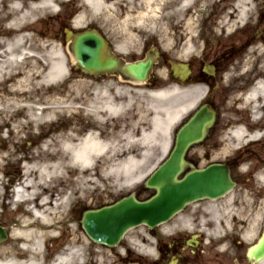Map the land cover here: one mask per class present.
<instances>
[{
	"label": "rangeland",
	"instance_id": "obj_1",
	"mask_svg": "<svg viewBox=\"0 0 264 264\" xmlns=\"http://www.w3.org/2000/svg\"><path fill=\"white\" fill-rule=\"evenodd\" d=\"M259 1L261 0H244V6L246 7L244 17L246 19L253 17ZM136 2L141 1L134 0V2L131 3V10H128L127 12L130 14L128 16L126 15L125 18H121L122 16L118 10L119 6L117 7L118 4H113L107 12V15L103 16L94 13L86 0H68L65 3L57 2L55 7L58 9V11H56L58 13H56L52 7L53 11L46 10L39 16V21L36 23L38 35L35 34V41L37 43L35 45V50H31L30 41L27 39L28 41L24 44L25 60L22 63L21 69L28 70L32 65H37L38 63L41 65V81V78L45 79V73L49 65L56 59L58 56L57 54H59L64 57L66 64H68V77L66 80H58L53 87L47 86L38 92L32 91L24 94L21 101L24 110L20 114L18 110H15L18 113L10 111L5 113L10 116L14 115L13 118L19 123H24L26 120L25 116L27 115H30L31 117L39 115L46 116L47 112L45 111L51 105L48 103L47 98L55 91L54 89H57V92L55 91L57 97L64 99L67 97H79V101L72 102V99H69L66 103L61 104V106L69 105V107L64 108L62 111L60 110L62 107L58 108V112L50 117L48 123L41 127H34V129L32 125L29 129H23L20 133L21 139L16 140L17 142L9 141V135L11 133L10 128L20 130L24 125H19L18 127H15V125L10 127L8 125V128L3 129L1 128L2 125H0V225L3 226L9 234L7 240L0 243V253H5L7 251L6 255L12 253L13 255L18 256L19 260H23L24 256L21 251L22 244L13 241L12 232L16 226H25L29 224L30 221H35L30 215L22 216L23 213L25 214L32 209V207L29 204L27 205L26 202L7 204L13 199L14 186H17L16 182H19L21 177L26 175L25 166L32 163L33 158L45 148L47 142H54L55 145H58L57 139L55 136L53 137V135L57 133V130L59 131L64 127H67V129L76 127L78 134H83L86 127L92 123L93 117L88 116L87 105L84 103L83 99L78 96V92H69V87L73 86L77 88L82 86V92H80L82 97L95 95L96 93L100 94L103 89H106L109 94L113 96L119 95L120 98L123 99H126L129 95L134 100H140L141 104L145 101L144 107L147 111L149 110V104L146 102V98L142 93L143 91L137 88L140 86L142 87L143 84L141 85L140 83H134L132 81H124L116 78V76L112 77L105 75L100 78H93L89 75L83 74V72L75 68V58L64 35L65 29H71V27L61 26V19L67 18V15L74 10L77 13L75 21L81 23L78 25L75 22L76 28L96 27L103 33L107 34L113 41L119 37V33H121L122 30L125 33L128 28L131 29L129 27L130 24L137 23L138 25L141 24L143 26H148L147 33L151 34V40L154 46L164 52L167 58L175 61L180 59L182 44L180 42L179 24L181 18L178 16V13L181 9H178L177 5L181 8L182 3L179 0H160L157 2H150L149 9H146V2ZM168 7H172L174 11H167ZM237 7V5L236 7H231V5H229V11L232 10L231 12L237 13ZM147 14L150 15L147 16ZM152 17H154V21ZM125 35L128 37L132 35L129 43H136L135 33H125ZM5 41H7V38L0 36V43H4ZM32 48H34V46H32ZM195 50L198 51L199 47L195 46ZM142 55L143 53L137 48L136 51L132 52L131 57L138 58L142 57ZM35 56L37 62L31 60ZM0 58L2 60L1 62L5 59L2 56ZM17 61L19 63V60ZM169 71V67H167L162 58H160L152 70L153 78L157 79V82L153 85L154 89L165 88L171 84L168 79ZM28 85L29 87L32 86V84ZM180 87L181 86H179V89L188 90L186 95L195 103V108L199 104L201 96L206 92L205 88H201L199 91L198 88L192 86H188L185 89ZM251 91L252 90L241 99L239 108H236L237 112H232L230 115L224 116L226 121H228L229 118L230 120L228 128L224 131V134L228 135V144H223V155L228 149L230 151H237L241 148L240 146H242V148L248 146L246 144H249V152L251 154H254L255 152L256 156L259 148L264 150V144L261 143L264 141V102L258 100V108L255 109L254 103L248 99ZM146 94L148 95V93ZM236 97L237 95L233 96V98ZM233 98H231L227 104H231ZM28 108L31 109L30 112L28 111ZM195 108L191 112H193ZM65 110L67 111L64 112ZM0 112V117L5 115L3 110L0 109ZM191 112L188 113L183 120H185ZM183 120L175 129H173L170 138L169 151L164 154V156L162 153H159L148 161L145 169V175L149 173L148 177L159 166V164L168 157L174 144L176 130ZM238 127H243L245 129L243 137L236 138L232 134V130ZM51 137L53 138L51 139ZM217 154H214L213 159L223 158L218 157ZM24 157L28 158L24 159ZM255 161L256 160L252 159L249 161L246 160L241 166L239 172L242 173L241 179L248 176L246 175L247 172H252L253 176H251V178L253 182L262 186L264 184L263 155L260 156V160L258 161L260 164H256ZM199 163L204 166L206 161L201 160ZM102 167V161L97 160L93 166L86 169V174H91L90 176L94 178L91 182H96L97 186H99L98 188H95V185H91L89 182L81 187L80 184H76L77 176L72 175V173H68L67 178H63L57 183V188H63V191H61L60 194H56V196L51 199V202L54 204L63 202L64 204L61 205L60 208L55 209L53 214L63 212L65 214V220L61 215L63 219L51 222V224L54 225L53 230L55 237L45 240L42 249L44 250L43 254L42 256L35 257L36 262H39L40 264H52L57 254H61V256L67 255L72 247H80L79 260H82V264H113V252L105 249L98 243L92 242L85 234L80 223L84 210L88 208H98L113 203L130 193H135L139 198L144 199L149 197L153 191L144 187L146 180L143 181V179L140 181L136 179L131 186L115 188V185L111 184L112 181H104L102 177L97 175ZM86 174L85 176L90 178ZM236 189L241 190V188ZM240 190H233L230 194L219 200H200L192 203L180 214L175 216L169 223L156 227L155 232L160 234L163 230L169 231L181 227L189 228L193 231L191 227L194 225V230L204 231L207 238L216 236V234L221 232V225L225 224L224 220H228L231 216L237 217L238 215H245L248 210L247 207L251 205V202H249L250 199L246 195H243L241 192L242 190ZM232 195V201L229 202L227 199ZM203 212L207 213L210 218H204V216H202ZM263 214L261 213L262 219L258 220L260 224L264 220ZM199 218L204 220V226L200 227L199 224L200 229H197L196 221ZM212 224L214 228L207 229ZM37 225L40 226V223L35 226ZM35 229L41 230L38 226L35 227ZM146 229L147 228L144 225L133 228L126 235L127 242H130L133 238L146 235ZM78 237L81 238L77 240L76 238ZM75 256L77 255L75 254ZM1 258L2 257H0V259ZM75 264H80V262H76Z\"/></svg>",
	"mask_w": 264,
	"mask_h": 264
},
{
	"label": "bare ground",
	"instance_id": "obj_2",
	"mask_svg": "<svg viewBox=\"0 0 264 264\" xmlns=\"http://www.w3.org/2000/svg\"><path fill=\"white\" fill-rule=\"evenodd\" d=\"M66 1L68 0H0V36L7 38V41L0 43V57L5 58L3 62L0 58V109L5 114L0 117V125L2 129L8 128V125L10 127L24 125L20 130L10 128V142L20 140L23 129H29L31 125L34 129L48 123L50 117L58 112V108L62 107L60 109L62 111L69 107V105L61 106L69 99H72V102L79 101V97L66 99L57 97V89H54L56 92L54 91L47 98L51 105L45 111L46 116L27 115L25 122L19 123L13 118L14 115L5 113L10 111L20 114L24 110L21 104L24 94L38 92L47 86L53 87L58 80H66L68 77V64L59 54L51 62L45 73V79L41 78V81L42 71L38 63L28 70L21 69L25 60V42L29 40L31 50H35L37 44L35 34L38 35L36 23L39 21V16L46 10L53 11L52 7L56 10L57 2L65 3ZM126 1L134 2V0H86L94 13L103 16L107 15L113 4L122 5ZM137 1L146 2V9H149L150 2L160 0ZM192 1L183 0L184 6ZM245 10L244 0H240L239 14L243 16ZM152 19L154 21V17ZM76 23L81 24L79 21ZM131 37L132 35L127 38V41H131ZM185 48L187 50L183 52L184 55L188 52V44ZM36 56L31 60L37 62ZM120 76L121 80L127 79ZM169 82L171 83L169 86L160 89L147 86L145 82L140 83L143 84L142 87H137L143 91L146 102L149 104L148 111L144 107L145 101L141 104L140 100H134L129 95L123 99L103 89L100 94L82 97L80 95L82 86L68 88L69 92H78V96L83 99L88 107V116L93 117L92 123L86 127L83 134H78L76 127L70 129L64 127L57 130L53 137L57 139L58 145L47 142L45 148L33 158L32 163L25 166L26 175L19 181L21 186L14 192L12 201L7 204L26 202L27 205H32L31 211L25 214L22 212V216L30 215L35 221H30L25 226H14L12 232L13 241L22 244V250H20L24 259L19 260L18 256L12 253L6 255V251L0 253L2 257L0 264H40L36 262L35 257L42 256L45 240L55 237L54 225L51 222L63 217L65 220L63 212L53 214V211L64 203L54 204L51 199L63 191V188H57V183L67 178L68 173L77 176L76 184H80L81 187L89 182L98 188L96 182H91L94 178L90 176L91 174H86V169L93 166L95 161L101 160L103 167L97 175L104 181H112L111 184L115 185V188L131 186L136 179L146 180L149 174L145 175L148 161L159 153L164 156L169 151L173 129L195 108V103L186 95L188 90L179 89V83ZM28 84L32 86L29 87ZM248 99L254 103L255 109L258 108V100L264 102V80L257 82ZM28 111L30 112L31 109L28 108ZM244 133L243 127L232 130L236 138L243 137ZM27 158L24 157V159ZM25 197L29 200L23 201ZM232 198L233 195L227 200L230 202ZM38 223L40 226H37L41 230L35 229ZM79 238L81 237L76 239L79 240ZM79 248L74 247L67 255H57L52 264H75L76 262L82 264V260H79Z\"/></svg>",
	"mask_w": 264,
	"mask_h": 264
},
{
	"label": "flooded vegetation",
	"instance_id": "obj_3",
	"mask_svg": "<svg viewBox=\"0 0 264 264\" xmlns=\"http://www.w3.org/2000/svg\"><path fill=\"white\" fill-rule=\"evenodd\" d=\"M179 1L184 7L177 5L181 9L179 30L182 45L179 60L189 64L191 73L186 80H175L184 89L188 86L196 87L199 91L205 88L203 102L213 105L217 112L215 124L201 143L188 150L187 159L196 168H204L213 162L227 164L242 191L236 190L246 195L251 205L247 207L245 215L231 216L224 220L221 232L210 238H207L204 231L194 230L193 225V231L181 227L163 230L160 234L155 229H146V235L133 238L130 242L125 237L118 245L102 247L113 252V264H264V259L255 256L249 259V253L254 250L264 230V220L261 224L258 222L262 219L261 213H264V184L260 186L254 183L252 172H247L248 176L244 179H241L242 173L239 172L247 159L256 160V164H260L258 161L260 156L264 157V150L259 148L256 156L255 152H249V144H246L248 146H240L237 151L228 149L224 155L222 152L223 144H228V135L224 131L230 120L226 121L224 116L237 112L241 99L250 93L255 87L253 85L264 80V0L258 2L255 14L247 19L238 10L237 13L229 11V5L236 7L240 0H193L187 6H184L183 0ZM131 3L126 1L117 5L121 18L129 14L127 12L131 10ZM167 11L174 10L168 7ZM61 20V25H70L69 17ZM129 27L131 29L128 28L125 33H135L136 43H129V37L123 30L115 41L101 31L125 63L142 59L148 52L157 49L151 34L147 33L148 26L136 23ZM187 44L188 52L184 55ZM195 46L199 47L198 51ZM137 48L143 53L142 57H131ZM160 58L168 65V58L161 50L158 61ZM207 68H210V72L205 70ZM156 82L157 79L150 77L146 85L151 86ZM234 95L237 97L233 98ZM231 98L232 103L227 104ZM261 143L264 144V141ZM214 154L223 158L213 159ZM201 160L206 161L204 166L200 165ZM202 216L210 218L205 212ZM196 224L197 229H200L199 224L203 227L204 220L199 218ZM213 228L212 224L207 229ZM250 254L255 255L254 252Z\"/></svg>",
	"mask_w": 264,
	"mask_h": 264
},
{
	"label": "water",
	"instance_id": "obj_4",
	"mask_svg": "<svg viewBox=\"0 0 264 264\" xmlns=\"http://www.w3.org/2000/svg\"><path fill=\"white\" fill-rule=\"evenodd\" d=\"M70 50L80 71L100 76L121 73L137 81H146L156 54L145 59L124 64L108 46L105 37L95 28L66 32ZM172 77H187V64L171 62ZM215 120V111L209 104H203L177 130L174 146L167 159L149 176L145 187L154 191L146 198L139 199L130 194L112 204L95 209H86L81 225L87 236L96 243L113 246L131 228L145 224L150 228L170 220L187 204L202 199H216L228 193L235 182L227 165L212 163L203 169L196 168L186 159L190 146L202 141ZM190 167L188 171L186 169ZM8 238L0 226V243ZM255 255H251L253 253ZM249 259L264 258V231ZM169 264H175L170 262Z\"/></svg>",
	"mask_w": 264,
	"mask_h": 264
}]
</instances>
